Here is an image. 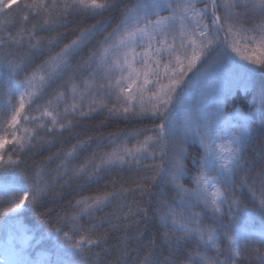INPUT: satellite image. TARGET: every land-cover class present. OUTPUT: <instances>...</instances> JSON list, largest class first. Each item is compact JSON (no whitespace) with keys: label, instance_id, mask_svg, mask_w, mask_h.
I'll return each instance as SVG.
<instances>
[{"label":"snow or ice","instance_id":"snow-or-ice-1","mask_svg":"<svg viewBox=\"0 0 264 264\" xmlns=\"http://www.w3.org/2000/svg\"><path fill=\"white\" fill-rule=\"evenodd\" d=\"M73 25L74 38L59 31ZM0 53V264L98 262L101 254L93 249L107 244L105 225L126 230L132 217L148 215L146 202L128 203V194L151 196L152 187L164 182L174 188L173 200L161 198L156 209L174 253L165 264H180L182 248L193 241L187 264H264V165L253 177L255 163L246 155L256 139V155L264 160V130L253 137L248 116L237 110L225 117L220 135L221 100L193 105L192 98V82L207 77L201 68L213 54L224 78L247 81L257 70L264 73V0H0ZM103 112L148 120L152 127L110 134V150L94 152L79 166L72 162L91 136L75 134L79 142L71 149L29 163L36 149L60 143L81 120ZM189 137L201 148L191 169L185 163ZM54 159L60 163L52 175L47 164ZM125 169L137 173L135 188L125 182L117 187L114 178V190L70 202L54 224L52 210L42 212L59 195L57 186L98 183ZM190 171L189 188L181 181ZM245 189L258 216L249 212ZM114 200L117 208L97 219ZM194 207L201 211L187 215ZM27 211L45 218L39 229L23 222ZM202 214H210L212 223L203 226ZM169 231L180 234L174 246ZM49 239L54 251L45 255L40 248ZM121 244L123 255L126 237ZM140 264L153 261L145 256Z\"/></svg>","mask_w":264,"mask_h":264},{"label":"trees","instance_id":"trees-1","mask_svg":"<svg viewBox=\"0 0 264 264\" xmlns=\"http://www.w3.org/2000/svg\"><path fill=\"white\" fill-rule=\"evenodd\" d=\"M126 2L131 4L134 3L135 0H126ZM200 6L202 7L203 5ZM90 22L94 23L95 21ZM111 27H115V21H113ZM74 28L75 25L67 30L61 28L59 31L62 33L67 31L68 38L70 39L74 38L72 36V31ZM109 30H111V28H109ZM15 31L16 29H13V32ZM55 34V32H52L47 34L42 33L41 35ZM46 56L47 53H45L44 56L37 54L34 57L33 63L29 65V70L40 64L43 59L46 58ZM215 60L216 56L213 54L210 58H208L207 62L203 64L201 72L203 73L207 71L208 75L200 84H197L195 81H193L192 88L196 86L197 90V88L207 84V82L215 85L216 92H214L211 98H206V100L209 103H211L214 99L221 100L220 107L222 108V119L220 135H224L225 130L227 129L225 117L239 110L248 116V128L250 133L253 135V137H258L261 133V130H264V116H262V113H264V73L257 70L251 79L247 81L238 77L224 78V73L222 72L221 68L217 67ZM3 91L4 90L0 89V98H3ZM51 94L52 89H49L48 96ZM43 102L45 101H41V103ZM193 105H195L194 100ZM145 127H152V124L148 120L140 121L135 118L126 120L123 117H109L107 112L94 113L92 117L81 120L79 125L75 127L74 133L70 134L65 132L60 143H57L50 148L48 146L38 148L32 154H30L27 159L29 160V163H31L33 160L36 162H46L48 157L54 156L58 152L62 153L67 151L71 149L73 144L78 143L79 141L74 138L75 134H79V138L81 140H86L88 136H91L93 139L90 142L89 147L80 151L76 159H74L72 162L73 166H79L86 160L92 158L94 152L99 154L103 151L110 150L108 141L106 139L110 136V134L118 132L128 133ZM100 138L105 139L98 143ZM134 142L135 141L132 140V143ZM257 144V140L253 139L252 144L249 146L248 152L246 153V155L249 156L250 162L255 163V169L252 173L253 177L257 175L260 167L264 165V160H261L260 157L256 155L255 150L257 148ZM184 147L187 150V159L185 163L188 165L189 169H191L193 167V157L198 158L199 153L201 152L200 144L198 140L193 141V139L189 137ZM252 156L256 157L254 161L252 160ZM59 163L60 159H54L51 163L47 164V169L52 175L56 174L55 170ZM140 175H143V173H140ZM193 175L194 172L190 171L188 174H186L181 183H183L185 187H192L191 181ZM119 177L123 178L122 181L119 179ZM114 178L117 179V187L121 182H125L128 188L136 187L133 181L137 179V173L135 170L129 171L127 169H125L122 173H113L109 176H106L105 178L100 179L98 183L74 180L70 186L65 185L63 188L57 186L56 192L59 193V195L54 193L53 195L55 198H50L46 202V206L42 209V212H47L49 209H51L52 211L48 219L54 224L57 213L63 215L64 210L69 208L70 202L75 203V201L81 197L95 195L98 192L114 190L111 183ZM260 183L261 182L259 180L256 181L257 189H259ZM151 192V196L145 195L143 197H141L138 192H130L128 194V203H133L134 201L137 203L146 202L145 206L149 208L148 215L132 217V221H134V223L126 230L124 227H121L119 231H113L108 225H105L101 231H107L109 238L106 245L93 249V254H101L99 261L97 262L94 259L93 264H117V262H119V264H125V262L126 264H140L145 256H148L149 259L153 261V264H165L166 259L172 258L174 256V253L169 248V244L165 242L163 236L166 230L162 227L159 217L156 214V209L159 207L161 198H167L169 201L173 200L174 188L170 183L164 182L159 184V186H153ZM258 194L259 193L257 192V195ZM244 196L249 212L254 216H258L256 209L252 206L251 193L248 191V189H245ZM178 200L179 198L177 197V206ZM118 203L119 201L114 200L104 212L99 214L97 219L103 217L107 213H112L117 208ZM193 203L195 202L193 201ZM127 210V207L123 209L124 212H127ZM200 211V207H194L190 208L186 214L191 215L192 212ZM22 219L29 228L39 229L42 226L43 220L45 218L38 214H34L31 211H27L23 215ZM84 223L85 226H87V218H85ZM128 223V221H121L122 225ZM210 223H212L210 214H202V225L207 226ZM256 227L259 228L258 221ZM178 235L180 234L169 231L168 238L172 242L173 246L175 245ZM125 237L127 238V251L126 254L122 255L124 249L122 247L121 241ZM181 243L183 244L184 242L182 241ZM223 246L224 245L222 243L221 247ZM104 249H106V251H104ZM195 249L196 244L194 241L187 243V245L181 250V255L179 258L180 264H187L188 253H194ZM40 251H42L45 255H51V253L54 251V240L49 239L44 241ZM201 251H204V249L202 248ZM208 253L209 255H214L212 250H208Z\"/></svg>","mask_w":264,"mask_h":264},{"label":"rangeland","instance_id":"rangeland-1","mask_svg":"<svg viewBox=\"0 0 264 264\" xmlns=\"http://www.w3.org/2000/svg\"><path fill=\"white\" fill-rule=\"evenodd\" d=\"M202 92H203V99L201 96ZM214 92H216L215 85L207 82V84L202 85L200 88H197V90H196V86L192 88V98L195 101V104L204 103V102L209 103L206 100V98H211ZM220 119H222L221 116Z\"/></svg>","mask_w":264,"mask_h":264}]
</instances>
